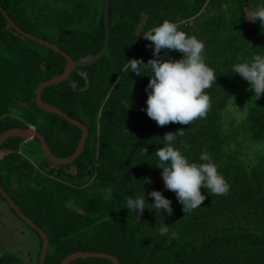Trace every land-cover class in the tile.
I'll use <instances>...</instances> for the list:
<instances>
[{
	"label": "trees",
	"instance_id": "16d2710c",
	"mask_svg": "<svg viewBox=\"0 0 264 264\" xmlns=\"http://www.w3.org/2000/svg\"><path fill=\"white\" fill-rule=\"evenodd\" d=\"M262 3L110 1L107 53L43 91L46 103L87 125L82 153L72 162L55 164L37 138L11 136L0 146V184L50 239L44 264H60L78 250L107 252L120 264H264V95L253 97L250 83L231 71L233 64L254 54L264 56V28L249 20ZM0 4L24 31L57 45L75 61L95 56L104 47L106 0H0ZM6 17L0 10V135L14 127H35L55 156L68 157L83 130L36 103L38 86L61 74L67 60L20 33ZM165 19L205 44V62L217 76L216 83L205 89L211 100L206 117L190 125L160 127L150 119L142 110L147 108L150 76H137L124 67L133 58L145 63L154 58L151 42L143 36ZM168 56L180 59L182 54L171 51ZM181 128L184 135L173 143L182 154L199 163L206 148L229 184L227 196H212L202 188L207 199L187 215L176 194L165 188L153 155L163 147L165 133ZM144 148L147 153L141 151ZM153 190L172 201V215L146 208L138 219L135 212H128L129 196L145 192L151 204L154 198L148 193ZM0 198L23 220L1 193ZM25 223L38 237L31 263L39 264L42 237ZM164 223L170 231L161 236L157 228ZM172 232L178 235L170 240ZM0 264L28 263L7 251L0 254ZM69 264L114 263L103 257H80Z\"/></svg>",
	"mask_w": 264,
	"mask_h": 264
},
{
	"label": "clouds",
	"instance_id": "9594fccd",
	"mask_svg": "<svg viewBox=\"0 0 264 264\" xmlns=\"http://www.w3.org/2000/svg\"><path fill=\"white\" fill-rule=\"evenodd\" d=\"M249 20L258 21L264 28V3L256 7ZM143 37L151 42L149 47L153 48L154 58L146 63L143 59L133 58L127 60L124 66L125 70L130 68L131 73L137 76H150L145 89L148 95L147 108L142 110H146L148 117L160 127L172 123L190 125L197 119L205 118L211 107L210 96L205 89L217 81L214 70L205 62V44L195 35L190 36L180 30L176 22L168 19L149 29ZM162 50L164 56H161ZM171 51L181 53L182 57L174 59L168 56ZM231 71L250 83L249 91H254L253 97L259 99L264 95V56L254 54L244 62L233 64ZM125 106L128 110L131 108L130 100L125 102ZM183 135L184 128L178 132L165 133L161 138L163 147L158 148L153 155L158 158L155 167L162 169L165 188L176 194L187 215L207 199L201 192L202 188H206L212 196H227L229 184L218 173L217 165L206 148L199 156V163L190 162L182 154L173 142ZM184 147L189 145L185 144ZM141 151L147 153L148 149ZM143 181L144 184L151 183L150 180ZM108 191L110 193L111 189ZM148 195L154 198V203H148L144 192L141 196H129L125 208L128 212H135L138 219L146 208L159 213L166 211L169 216L173 214L172 201L161 191L153 190ZM146 204L151 205V208ZM157 231L161 236L169 234L170 225L164 223ZM177 235L172 232L170 240L177 238Z\"/></svg>",
	"mask_w": 264,
	"mask_h": 264
},
{
	"label": "water",
	"instance_id": "95a60500",
	"mask_svg": "<svg viewBox=\"0 0 264 264\" xmlns=\"http://www.w3.org/2000/svg\"><path fill=\"white\" fill-rule=\"evenodd\" d=\"M110 1L111 0H106V5H105L106 38H105L104 47L102 48V50L97 55L92 56V57L78 59L76 61L71 55H69L66 51L60 49L57 45H55L49 41H46L40 37H37V36H35L29 32L24 31L21 27H19L14 22V20L10 17V15L7 14L5 9L0 4V10L2 11V13L4 15L7 16L6 18L8 19V22L12 27L16 28L20 33H23L27 37L37 41L40 44L46 45V46L54 49L55 51L60 52L62 55L65 56L67 62H66L64 71L61 74L56 75V76L50 78L49 80L42 82L38 86L37 91H36V103L41 108H44L48 111H51V112H54L57 114H60L61 116L68 119L70 122L76 124L77 127H80L83 130L82 137L80 139V142H79L78 147L75 150V152L72 155H70L68 157H63V158L57 157L51 152L50 147H49L50 145L48 144L46 138L35 127H28V128L14 127V128H10V129L5 130L0 135V146L8 137H11V136H21V137L27 138L29 141H33L34 139L37 138L40 140L41 145H43L42 149H43V152H44V155L46 156V158L55 164H67L69 162H72L82 153V151L85 147V144H86V139H87L88 134H89V129H88L87 125H85L84 123H82L79 120L77 121V119L70 116L68 113L63 111L58 106L46 103L43 100V91L46 87H48L50 85L58 84L60 82L68 80L71 77L73 71L76 70L78 67L92 64V63L98 61L99 59H101L107 53L108 48H109V39H110V28H109ZM0 193L8 200L10 205L14 208V210H16L17 214L25 222H27L31 227H33L42 237L43 246H42L41 253H40L39 264H44L45 259H46V255H47V251H48V247L50 244V239H49L47 233L36 222H34L29 216H27L22 211V209L19 207V205L16 202H14L13 198L4 190V188L2 187L1 184H0ZM80 257H103V258H108V259L112 260L114 264H120L119 258L113 254H110L107 252H94V251H87V250H78V251H75V252L69 254L68 256H66L62 260V262L60 264H69L71 261H74L75 259L80 258Z\"/></svg>",
	"mask_w": 264,
	"mask_h": 264
},
{
	"label": "rangeland",
	"instance_id": "374dc122",
	"mask_svg": "<svg viewBox=\"0 0 264 264\" xmlns=\"http://www.w3.org/2000/svg\"><path fill=\"white\" fill-rule=\"evenodd\" d=\"M38 244L36 233L18 218L8 203L0 198V254L17 253L23 260L32 264L34 247Z\"/></svg>",
	"mask_w": 264,
	"mask_h": 264
}]
</instances>
